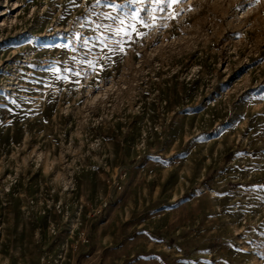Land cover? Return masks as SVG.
I'll return each mask as SVG.
<instances>
[{
  "label": "rangeland",
  "instance_id": "obj_1",
  "mask_svg": "<svg viewBox=\"0 0 264 264\" xmlns=\"http://www.w3.org/2000/svg\"><path fill=\"white\" fill-rule=\"evenodd\" d=\"M94 4L0 0V264H264V0Z\"/></svg>",
  "mask_w": 264,
  "mask_h": 264
},
{
  "label": "snow or ice",
  "instance_id": "obj_2",
  "mask_svg": "<svg viewBox=\"0 0 264 264\" xmlns=\"http://www.w3.org/2000/svg\"><path fill=\"white\" fill-rule=\"evenodd\" d=\"M155 3L157 4H165L168 2V0H154ZM183 0H170V6L171 5H178L182 3ZM247 2H251V0H247ZM256 2H259V0H256ZM147 3V0H124V3L122 4H117L115 3V0H95L94 8L99 7L103 5L106 8L113 9L116 11V15H113L111 12H102V13H94L97 15L98 18H103V20H108L112 21V24H106L103 22L100 23H95V29L99 30L98 35L95 33L93 34L92 37L86 36L83 33H76L74 36H70L69 40H76L80 41L83 46L87 47L88 44L90 43V40L92 38L96 39L100 45H102L104 48L108 47L107 40H108V33L111 34L112 37H120L119 40H115V44L119 46L122 41L124 36H128L129 39L131 38L130 33L126 31L122 26L125 23V20L127 19H134L138 21L141 24H144L146 22V17L142 16L141 13L145 12V8H140L136 7L135 9L130 6L134 5H144ZM240 7H244L243 4L240 5ZM164 9L161 8V11ZM152 11H154L151 8L147 9V17L150 18ZM81 27H84V24H81ZM133 31L136 32L137 36H140L142 38V35L139 33L138 30H136L135 25H130ZM93 48L96 47L95 44L92 45ZM103 50V48H101ZM115 50V49H113ZM120 51H123V48L121 47L119 49ZM92 49L89 48L88 51L84 53L85 57H87L91 53ZM91 61H87V64L91 66ZM83 70V69H82ZM59 71V69L57 70ZM66 71H71V69H66ZM76 76L80 75V72L77 71L75 72ZM257 92L260 93V98L264 99V92L261 91V89H257ZM251 95V93H250ZM15 103V101H13ZM197 139H202V137H197ZM261 186H254L253 191L257 190V188H260Z\"/></svg>",
  "mask_w": 264,
  "mask_h": 264
}]
</instances>
